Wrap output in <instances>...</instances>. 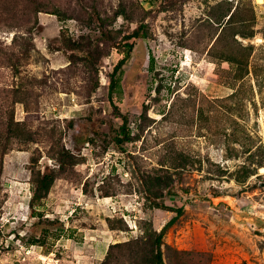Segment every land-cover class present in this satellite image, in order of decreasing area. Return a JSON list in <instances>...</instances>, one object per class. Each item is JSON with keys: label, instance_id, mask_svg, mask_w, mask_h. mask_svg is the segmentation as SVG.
I'll return each instance as SVG.
<instances>
[{"label": "rangeland", "instance_id": "obj_1", "mask_svg": "<svg viewBox=\"0 0 264 264\" xmlns=\"http://www.w3.org/2000/svg\"><path fill=\"white\" fill-rule=\"evenodd\" d=\"M154 200L167 264H264V3L0 0V264H149Z\"/></svg>", "mask_w": 264, "mask_h": 264}, {"label": "trees", "instance_id": "obj_2", "mask_svg": "<svg viewBox=\"0 0 264 264\" xmlns=\"http://www.w3.org/2000/svg\"><path fill=\"white\" fill-rule=\"evenodd\" d=\"M139 29L135 30L132 35H130V38L132 36H139ZM78 43L75 41H70V46H76ZM133 48V43L132 42H127V49L125 50L126 55L122 57L118 63L114 67V71L110 75V93L112 94L118 86H120L121 82V74L123 73V65L127 60V57L130 54L131 49ZM9 60L11 61L12 59L9 57ZM13 66L18 70V65L17 61L12 62ZM16 91H20L19 88L16 89ZM19 125V121L14 120V110H12V113L9 117L8 121V127L9 130H12L15 128V126ZM130 139V130L127 128V118L124 120L122 127H121V132L120 134L115 135V140L117 142H121L123 140H128ZM56 178V175L54 172H45L41 177L39 176L36 178V187H35V192L33 196V202L37 200H41L49 191L51 185L53 184L54 180ZM154 204L159 207L163 208L166 210H172L175 211L176 214L173 215L159 230H155L154 233L152 234L153 236L151 237V256L150 258V263L149 264H167L165 259H164V254H163V249L162 245L164 242V236L169 230V228L178 220V218L183 214L184 212V207H172L170 205H167L165 202H161L159 200H154ZM36 241V240H34Z\"/></svg>", "mask_w": 264, "mask_h": 264}, {"label": "bare ground", "instance_id": "obj_3", "mask_svg": "<svg viewBox=\"0 0 264 264\" xmlns=\"http://www.w3.org/2000/svg\"><path fill=\"white\" fill-rule=\"evenodd\" d=\"M258 3H264V0H256Z\"/></svg>", "mask_w": 264, "mask_h": 264}]
</instances>
